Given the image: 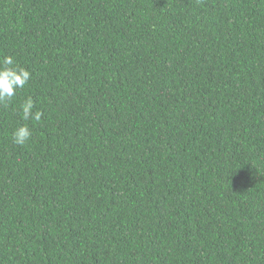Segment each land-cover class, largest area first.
Wrapping results in <instances>:
<instances>
[{
	"label": "trees",
	"instance_id": "1",
	"mask_svg": "<svg viewBox=\"0 0 264 264\" xmlns=\"http://www.w3.org/2000/svg\"><path fill=\"white\" fill-rule=\"evenodd\" d=\"M4 56L0 264H264V0H0Z\"/></svg>",
	"mask_w": 264,
	"mask_h": 264
},
{
	"label": "clouds",
	"instance_id": "2",
	"mask_svg": "<svg viewBox=\"0 0 264 264\" xmlns=\"http://www.w3.org/2000/svg\"><path fill=\"white\" fill-rule=\"evenodd\" d=\"M31 79V72L14 63L12 56H4L0 60V104L10 103L18 89ZM35 103L31 97L27 98L20 106V116L24 121L34 120L39 122L43 117L40 110L33 111ZM32 136V130L27 124L17 127L12 133L15 145L23 146Z\"/></svg>",
	"mask_w": 264,
	"mask_h": 264
}]
</instances>
